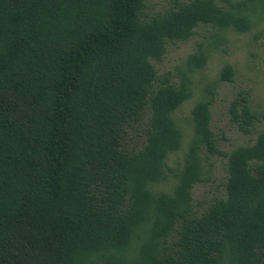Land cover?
I'll return each mask as SVG.
<instances>
[{
    "label": "trees",
    "instance_id": "1",
    "mask_svg": "<svg viewBox=\"0 0 264 264\" xmlns=\"http://www.w3.org/2000/svg\"><path fill=\"white\" fill-rule=\"evenodd\" d=\"M221 1L148 13L145 0H0V264H264V129L220 149L211 89L190 110L182 162H167L208 54L198 44L177 80L152 60L201 24L244 33L264 20V0ZM233 75L224 63L219 80ZM228 110L244 133L260 120L247 94ZM213 156L224 194L199 211Z\"/></svg>",
    "mask_w": 264,
    "mask_h": 264
},
{
    "label": "rangeland",
    "instance_id": "2",
    "mask_svg": "<svg viewBox=\"0 0 264 264\" xmlns=\"http://www.w3.org/2000/svg\"><path fill=\"white\" fill-rule=\"evenodd\" d=\"M176 0H145L148 13L162 11ZM218 4L223 3L216 0ZM198 44L207 51V62L202 69L190 73L192 80V95L174 112L177 124L183 132L182 146L178 151L168 155L167 162L171 167H177L183 159L187 142L192 134L190 110L195 102L205 97L213 90V102L210 106L211 126L217 137L218 147L224 151L251 144L257 133L264 129V20L254 19L252 28L244 33L233 30L218 31L209 25H199L196 34L184 41H168L166 51L161 61L152 60L159 75L172 74L177 80L180 69L184 67L186 57L192 53ZM224 63L232 65L234 75L231 81H220L219 72ZM247 94L253 110L260 117L254 124L251 133L239 130L237 123L231 120L228 110L230 102ZM139 138L136 134L126 138L133 145ZM226 160L224 157L213 156L206 163L209 170L205 180L196 183L193 188V200L199 211L203 210L215 198L224 194L226 181ZM171 177L167 182L158 183L157 188L169 191L173 184Z\"/></svg>",
    "mask_w": 264,
    "mask_h": 264
}]
</instances>
